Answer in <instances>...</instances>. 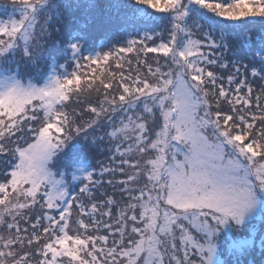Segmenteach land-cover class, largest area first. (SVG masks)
<instances>
[{
    "label": "snow or ice",
    "instance_id": "obj_1",
    "mask_svg": "<svg viewBox=\"0 0 264 264\" xmlns=\"http://www.w3.org/2000/svg\"><path fill=\"white\" fill-rule=\"evenodd\" d=\"M12 2L19 18L0 20V65L18 51L47 62L49 25L68 0ZM133 7L140 35L87 55L70 39L42 83L0 67V264H228L224 244L240 264L253 246L241 233L264 221V42L245 60L216 32L264 30V0ZM89 137L106 143L109 165L74 168L77 191L60 167Z\"/></svg>",
    "mask_w": 264,
    "mask_h": 264
},
{
    "label": "trees",
    "instance_id": "obj_2",
    "mask_svg": "<svg viewBox=\"0 0 264 264\" xmlns=\"http://www.w3.org/2000/svg\"><path fill=\"white\" fill-rule=\"evenodd\" d=\"M89 3H92L93 6L89 7ZM133 5L134 0H68L67 6L63 9V20L54 21L49 25L51 35L46 37L47 47L45 49L49 59L45 63L38 62L40 70L45 73L50 72L54 64L65 63L64 47L70 39H80L83 44V53L87 55L95 51H106L113 45L122 44L129 38L140 35L146 26L145 16L138 14ZM11 15L19 18L18 5L13 4L12 0H0V17ZM221 32L227 34L228 42L236 58L249 59L260 50L261 43L264 42V30L259 24L237 25L234 28L221 26L217 28L216 35L219 37ZM249 35L251 40L247 39ZM17 57H22V53L18 51L14 58ZM129 58H132L131 67L134 71L135 59L132 54H129ZM230 58H232L231 54ZM23 59L28 62L25 58ZM67 68L69 71L71 70V62L67 64ZM109 68L117 73L121 71L115 67L114 62H110ZM128 68L129 66L125 63L126 74H128ZM57 70L62 71L59 68ZM258 87L259 85H257V89ZM81 100L84 105L88 102L94 103L96 94L85 93ZM74 144L77 147L74 150H69L70 153L74 152V155H70L61 163L60 170L67 173L65 179L70 183V186H75V190L78 191L79 184H75L72 180V170L81 163L90 164L97 170L102 165L108 166L110 153L107 151L105 142L98 141L93 145L91 137L88 140L80 138L78 141H74ZM0 159L3 158L0 157ZM59 178L57 177V179ZM99 192L111 193L112 188L105 184L99 189ZM117 198L119 199L118 193ZM241 234L247 238L252 236L254 244L239 257L240 264H264V247L260 246V238L264 236V221H261L259 217H252L246 221ZM221 252V259L226 260L228 264H235L236 257L229 255L227 244L222 245Z\"/></svg>",
    "mask_w": 264,
    "mask_h": 264
},
{
    "label": "rangeland",
    "instance_id": "obj_3",
    "mask_svg": "<svg viewBox=\"0 0 264 264\" xmlns=\"http://www.w3.org/2000/svg\"><path fill=\"white\" fill-rule=\"evenodd\" d=\"M253 217H257V216H253ZM251 218H252V217H251ZM251 218H249V219H251ZM250 239H253L252 236L250 237Z\"/></svg>",
    "mask_w": 264,
    "mask_h": 264
}]
</instances>
